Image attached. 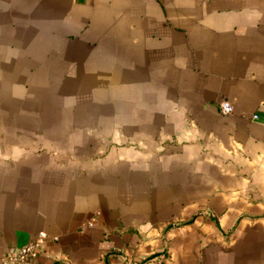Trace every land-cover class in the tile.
Returning <instances> with one entry per match:
<instances>
[{
    "label": "crops",
    "instance_id": "0c3cea01",
    "mask_svg": "<svg viewBox=\"0 0 264 264\" xmlns=\"http://www.w3.org/2000/svg\"><path fill=\"white\" fill-rule=\"evenodd\" d=\"M37 237L264 264V0H0V256Z\"/></svg>",
    "mask_w": 264,
    "mask_h": 264
},
{
    "label": "built area",
    "instance_id": "2783aa9c",
    "mask_svg": "<svg viewBox=\"0 0 264 264\" xmlns=\"http://www.w3.org/2000/svg\"><path fill=\"white\" fill-rule=\"evenodd\" d=\"M220 110L223 114H228L233 111V106L228 101H224ZM43 241L42 237H37L22 245L9 246L0 256V264H34L33 257L36 253L41 252ZM126 264L134 263L126 262Z\"/></svg>",
    "mask_w": 264,
    "mask_h": 264
}]
</instances>
